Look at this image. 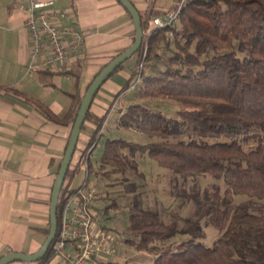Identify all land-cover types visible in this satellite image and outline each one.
<instances>
[{
  "label": "trees",
  "instance_id": "1",
  "mask_svg": "<svg viewBox=\"0 0 264 264\" xmlns=\"http://www.w3.org/2000/svg\"><path fill=\"white\" fill-rule=\"evenodd\" d=\"M146 40L145 60H155L154 67L160 68L146 74L142 68L139 100L125 107L118 124L154 140L108 137L95 168L99 175H117L129 185L126 192L132 197L127 200L129 223L123 241L151 253L148 264H264V0H188L176 24L151 28ZM82 98L76 96L66 113L72 126ZM164 98L179 103L176 115L145 103ZM38 105L49 118L60 119ZM89 112L90 108L85 120ZM101 125L99 121L88 144L103 134L99 135ZM137 151H147L175 173L178 197L194 207L183 224L176 217L165 219L160 209L144 202L146 182L136 181L145 179ZM90 154L87 179L93 167ZM207 174L225 186H186L189 177L196 180ZM178 176L185 180L178 182ZM239 194L244 197L236 200ZM205 224L220 232L211 245L202 239ZM179 233L189 237L172 244ZM51 258L50 247L34 263L47 264Z\"/></svg>",
  "mask_w": 264,
  "mask_h": 264
},
{
  "label": "crops",
  "instance_id": "2",
  "mask_svg": "<svg viewBox=\"0 0 264 264\" xmlns=\"http://www.w3.org/2000/svg\"><path fill=\"white\" fill-rule=\"evenodd\" d=\"M55 1L56 7L69 13L68 19L56 18L55 22L77 27L84 34V45L70 57L67 70L43 68L30 74L31 39L22 8L26 0H0V257L11 251L36 252L42 246L50 231L53 185L72 129L66 113L102 66L127 49L136 35L134 20L119 0ZM131 1L144 20V29L152 28L151 19L176 2ZM134 57L106 78L96 92L78 139L81 150L75 151L73 171L106 111L119 110L118 121L125 107L139 100V92L127 98L138 85L131 87L139 52ZM38 103L60 119L49 118ZM64 184L76 187L70 181ZM123 249L119 248V254ZM135 254L147 255L146 264L153 260L145 251ZM7 264L29 263L13 260Z\"/></svg>",
  "mask_w": 264,
  "mask_h": 264
},
{
  "label": "built area",
  "instance_id": "3",
  "mask_svg": "<svg viewBox=\"0 0 264 264\" xmlns=\"http://www.w3.org/2000/svg\"><path fill=\"white\" fill-rule=\"evenodd\" d=\"M187 2L188 0H176L175 5L162 15L154 16L151 19L153 27L176 24ZM22 8L26 14L24 25L31 39L28 72L32 74L43 68L67 70L70 57L78 54L84 45V34L77 27L58 25L55 22L56 18L68 19V11L56 7L55 0H26ZM150 32L151 28L144 29L136 77L131 87L141 81V70L149 48L146 38ZM169 35L174 36L172 29L169 30ZM105 124L106 120L102 122L99 135L104 131ZM96 144L97 139H94L87 145L82 159L87 160ZM95 198L96 189L87 177L82 184L67 186L61 191L58 227L50 246L52 258L47 264H86L89 260L99 262L102 258L113 259L119 254V244L105 225L104 212L94 202Z\"/></svg>",
  "mask_w": 264,
  "mask_h": 264
},
{
  "label": "rangeland",
  "instance_id": "4",
  "mask_svg": "<svg viewBox=\"0 0 264 264\" xmlns=\"http://www.w3.org/2000/svg\"><path fill=\"white\" fill-rule=\"evenodd\" d=\"M168 54H170V52H168L166 55ZM133 58L135 57L133 56L132 59L129 58L127 63L133 60ZM155 63L156 61L153 59L144 60V74L151 73L152 71H155L154 69L158 71L160 66L155 68ZM134 81L135 77L132 83ZM138 85H140V83ZM138 85L129 93L127 98H130L131 96H134L138 93ZM145 103L150 107L162 110L164 113L170 116L176 115V111L179 108V103L173 101L170 98L146 100ZM118 114L119 110L117 109H114L110 113L109 109L108 111H106L103 120H106L104 133L100 136L96 146L90 154V160L93 167L89 172L88 181L97 191V196L94 202L104 212L103 220L105 222V225L108 227L109 231L116 237L119 248L121 246L124 247L123 252L117 255L114 260H120L125 264H146L147 255L141 254L139 256L135 254V252L137 251L136 248L130 246L129 244H126L123 241L122 232L129 223V207L127 204V200L132 197V193L130 194L126 192L127 188H129V185L125 186V183H122L120 181L121 179H119L117 175L113 178H106L99 175L95 171V168L98 167L100 162V156L102 153L104 142L108 137H124L141 143L154 140L153 137L143 131L119 126L117 121ZM80 150L81 147L77 146L76 152ZM74 156L75 153L73 155V159L70 164L71 166L68 170L65 181H70L71 186H78L82 184L87 177L86 159L81 160L78 169L73 171L72 164ZM135 158L138 160L139 169L145 175V181L140 180L139 178L136 179L138 183L146 182V186L143 189L142 193L144 202L160 209L165 219L171 220L176 217V219H178L179 222L183 224V218L189 216L192 213L194 207L192 203H183V200L178 197L177 189L174 186L175 173H173L169 167L160 165L157 160L152 157L147 151H137L135 153ZM178 177V182H181V180H185L181 176ZM213 182L221 184L222 187L225 186V183L222 180H215L213 176L208 174L202 175L196 180L192 177H189L185 184L188 187L196 185L200 188H205ZM243 197L244 195L242 194L236 195V200H240ZM219 234L220 232L213 225L205 224L204 237L202 239L205 244L211 245L214 239H216ZM188 237V234L179 233L174 236L171 241L172 244L178 245L179 242H181L183 239H187ZM25 262L29 264H35L34 261Z\"/></svg>",
  "mask_w": 264,
  "mask_h": 264
},
{
  "label": "water",
  "instance_id": "5",
  "mask_svg": "<svg viewBox=\"0 0 264 264\" xmlns=\"http://www.w3.org/2000/svg\"><path fill=\"white\" fill-rule=\"evenodd\" d=\"M122 2L128 8L134 20L136 27L135 39L127 49L118 53L102 67V69L94 77V79L83 94V98L81 100L76 119L71 129L66 151L62 158L60 168L53 185L50 206V231L42 246L36 252L28 253L22 251H11L0 257V264H7L13 260L38 261L43 258V256L47 253L54 240L58 227V205L60 193L63 188L68 169L70 167L73 155L77 147L82 125L92 103V100L96 92L100 88L101 84L105 81V79L114 71V69L119 64H121L122 62L130 58L134 53H136L143 43L144 27L142 22V16L138 8L131 0H122Z\"/></svg>",
  "mask_w": 264,
  "mask_h": 264
}]
</instances>
